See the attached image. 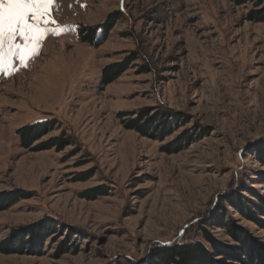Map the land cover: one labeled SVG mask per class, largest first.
I'll use <instances>...</instances> for the list:
<instances>
[{
    "label": "rangeland",
    "instance_id": "374dc122",
    "mask_svg": "<svg viewBox=\"0 0 264 264\" xmlns=\"http://www.w3.org/2000/svg\"><path fill=\"white\" fill-rule=\"evenodd\" d=\"M254 1L55 0L48 27L64 31L0 74V195L23 197L0 211V264H159L154 250L204 242L207 221L220 240L232 242L217 227L232 220L264 243L231 204L261 205L251 192L264 201V21L254 19L264 0ZM95 27L106 29L92 46L81 31ZM115 64L128 69L103 84ZM166 115L178 119L169 135L128 128ZM46 121L53 130L24 148L17 131ZM62 135L63 150L42 147ZM50 226L58 233L34 252L3 253Z\"/></svg>",
    "mask_w": 264,
    "mask_h": 264
},
{
    "label": "trees",
    "instance_id": "16d2710c",
    "mask_svg": "<svg viewBox=\"0 0 264 264\" xmlns=\"http://www.w3.org/2000/svg\"><path fill=\"white\" fill-rule=\"evenodd\" d=\"M236 6H245L248 3H254V0H231ZM261 14V13H260ZM255 21L261 22L264 21V17L261 15V18H254ZM113 26V25H112ZM112 27H108L111 29ZM103 27H95L90 29H85L81 31V35L84 38V42L96 46L99 42L98 32ZM132 60L130 63L134 62ZM129 63V64H130ZM128 69V65H109L103 70V84L108 85V83L113 82L119 76L123 74ZM127 116V115H126ZM148 114H142L140 120L145 118ZM140 120L128 121L131 123L128 128L134 129L141 132L144 136L151 137L159 134V129H162V133L169 135L173 130V126L177 123L178 119L168 115L164 118L157 117L146 120V122L139 125ZM157 122V124H156ZM53 121H46L43 123L31 124L30 126H25L17 131L20 136L21 144L24 148H31L32 145L46 136L53 128L55 127ZM157 125V126H156ZM165 131H167L165 133ZM186 135L179 138V144H187L188 138ZM71 142L66 139L65 135H62L58 138L49 140L47 143L43 144V148L52 149L57 148L58 150H63L65 146L69 145ZM178 143L170 145L168 148H172ZM184 146V145H183ZM177 150V149H176ZM172 150H169L171 152ZM251 194L257 198L261 205H256L251 202L250 208L239 207L240 205L232 203V206L239 210V212L249 221H253L261 230H264V201L260 195L251 192ZM8 195L7 193H2L0 195V211L6 207L12 206L22 196L18 198ZM254 209V210H252ZM262 217V218H261ZM230 220V219H229ZM210 221H207L203 226V236L204 242L202 241H190L183 242L181 240H175L173 243L161 244L159 248L154 250L155 256L159 264H264V243H262L257 237L251 234L246 228L235 224L234 222H221L218 223V228H223L226 231V234L229 235L232 242H226L222 239H218L213 236L205 226H209ZM55 227H46L36 234L28 235L27 240L22 238V241L17 243L10 239L4 242L2 247L3 253L6 254H17L19 249L21 250H33L37 249V240L44 237L45 240H48L51 236L57 234ZM67 249L64 251L66 253Z\"/></svg>",
    "mask_w": 264,
    "mask_h": 264
},
{
    "label": "snow or ice",
    "instance_id": "6c2138e0",
    "mask_svg": "<svg viewBox=\"0 0 264 264\" xmlns=\"http://www.w3.org/2000/svg\"><path fill=\"white\" fill-rule=\"evenodd\" d=\"M55 0H0V74L15 71L14 62L23 67L39 55L46 36L58 35L51 10Z\"/></svg>",
    "mask_w": 264,
    "mask_h": 264
}]
</instances>
